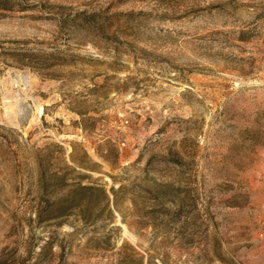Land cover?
I'll return each instance as SVG.
<instances>
[{
    "label": "rangeland",
    "instance_id": "obj_1",
    "mask_svg": "<svg viewBox=\"0 0 264 264\" xmlns=\"http://www.w3.org/2000/svg\"><path fill=\"white\" fill-rule=\"evenodd\" d=\"M0 264H264V0H0Z\"/></svg>",
    "mask_w": 264,
    "mask_h": 264
}]
</instances>
